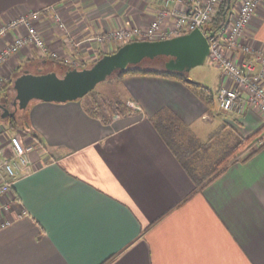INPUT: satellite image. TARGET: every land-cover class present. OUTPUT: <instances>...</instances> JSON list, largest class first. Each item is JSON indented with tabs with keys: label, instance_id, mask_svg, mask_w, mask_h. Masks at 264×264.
<instances>
[{
	"label": "crops",
	"instance_id": "obj_1",
	"mask_svg": "<svg viewBox=\"0 0 264 264\" xmlns=\"http://www.w3.org/2000/svg\"><path fill=\"white\" fill-rule=\"evenodd\" d=\"M163 2L0 0V28L46 8L38 26L50 47L88 66L105 54L92 39L95 34L147 26ZM54 11L68 31L58 28ZM20 33L25 29H8L0 35V47ZM247 36L264 49V3ZM37 58L39 52L27 45L0 64V101L15 97L17 70L32 68ZM118 80L127 109H109L108 120L81 98L36 100L22 123L18 116L0 121L9 133L39 143L29 153V172L14 180L10 210L0 218V264H264V146L195 190L155 125L159 118L177 123L178 139L201 157L240 138L264 137V117L251 108L240 114L211 110L176 79L127 75ZM225 83L220 72L217 94ZM7 143L0 138V147ZM2 220L9 225L2 226Z\"/></svg>",
	"mask_w": 264,
	"mask_h": 264
},
{
	"label": "built area",
	"instance_id": "obj_2",
	"mask_svg": "<svg viewBox=\"0 0 264 264\" xmlns=\"http://www.w3.org/2000/svg\"><path fill=\"white\" fill-rule=\"evenodd\" d=\"M182 4V9H171V4ZM221 0H164L153 21L147 26L132 24L100 33L92 39L101 44L102 51L112 53L122 45L132 41L162 40L187 34L194 29H203L211 22ZM264 0H240L239 7L226 27L213 36L208 34L210 53L208 61L221 72L225 84L217 98L223 111L243 113L251 108L264 117V49L254 47L248 39V27ZM45 9L25 13L0 28V35L8 29H25L24 34L16 35L12 41L0 47V64L19 53L27 45L33 46L41 57H53L70 67L81 68L83 63L72 57H62L52 49L39 30L38 23ZM53 20L62 31H68L60 13L53 12ZM0 138L8 140V145L0 147L4 158L0 161V199L8 197L0 205V218L11 208V189L16 177L31 169L29 153L38 146V140H25L22 133H9L6 126H0ZM264 145V137L251 142L243 154L247 155ZM2 220L1 225H9Z\"/></svg>",
	"mask_w": 264,
	"mask_h": 264
},
{
	"label": "water",
	"instance_id": "obj_3",
	"mask_svg": "<svg viewBox=\"0 0 264 264\" xmlns=\"http://www.w3.org/2000/svg\"><path fill=\"white\" fill-rule=\"evenodd\" d=\"M214 34L212 32L210 36ZM209 53L208 36L197 28L168 39L126 43L88 66L68 67L61 75L57 71L42 72V68L38 73L26 69L14 79V99L0 101V118L15 117L19 109H26L36 100L67 102L81 99L115 72L125 71L146 58L169 57L165 63L167 70L188 73L193 67L203 64ZM188 79L194 81L190 77ZM10 105L15 107L13 111Z\"/></svg>",
	"mask_w": 264,
	"mask_h": 264
},
{
	"label": "trees",
	"instance_id": "obj_4",
	"mask_svg": "<svg viewBox=\"0 0 264 264\" xmlns=\"http://www.w3.org/2000/svg\"><path fill=\"white\" fill-rule=\"evenodd\" d=\"M239 1L240 0H221V3L217 8V12L213 16V19L211 20V22H209L203 27L204 32L206 34H211L212 32L217 33L218 31L226 27V25H228L229 23L230 14L233 11V7L235 6V3ZM168 59L169 57L166 56H159L154 59L146 58L138 64L130 65L127 70L117 71L113 75H116L117 79H121L122 77L127 75H153L176 79L186 84L203 102H205V104L211 110L215 109L216 100L213 93V89L210 86L205 85L201 82L190 81L188 79L189 74L186 72H176L167 70L165 63ZM33 63L35 67L38 68L35 70L36 73L39 72V67L42 68V72L56 71L55 69L43 70V67H46L47 64H52L53 66L57 65L60 68H63V73L67 70L68 67H70L63 61L57 60L53 57L37 58L35 61H33ZM20 71L21 67H19L16 74L20 75ZM88 94L87 95L90 98V100L87 101L89 110L93 114L103 117L105 120L111 118V115L109 114V109H112V112L114 113L115 111L126 112L127 108L124 107V101L118 100L108 103L104 100V98H102V96L96 94L93 91L89 92ZM8 121L11 123L12 126H17V122L14 120V118H10ZM155 125L163 139L166 141L168 146L171 148V150L181 162L187 174L194 181L195 190L201 189L210 182H212L226 169V167L232 161L246 160L257 150L256 149L255 151L248 153L247 155H240L241 153L238 154L239 151L242 150V148L248 146V144L251 142L252 137H247L243 139L240 138L239 140H236L235 143L232 142L231 144L227 145V148L222 152V154H220L212 162L211 165L209 164L210 166H205L206 163L202 161L203 158L199 157L197 152L193 149L194 146L186 145L178 139L180 127L177 123L165 122L161 118H159L155 122Z\"/></svg>",
	"mask_w": 264,
	"mask_h": 264
},
{
	"label": "rangeland",
	"instance_id": "obj_5",
	"mask_svg": "<svg viewBox=\"0 0 264 264\" xmlns=\"http://www.w3.org/2000/svg\"><path fill=\"white\" fill-rule=\"evenodd\" d=\"M240 2V1H239ZM239 7V3L236 2L235 6L233 7V11L230 14V18L232 16L235 15L236 10ZM217 12V11H216ZM230 21V20H229ZM203 30V29H202ZM204 31V30H203ZM100 34V33H98ZM95 34L94 36L98 35ZM206 34V33H205ZM208 36V34H206ZM93 36V37H94ZM94 40V39H93ZM96 41V40H94ZM98 43V41H96ZM92 64V63H91ZM90 65V64H89ZM32 71H35L36 68L35 66H33L32 68H30ZM46 69H55L58 74H63V68H60L59 66H53L52 64L49 65L47 64L46 67H43V70ZM189 77L192 78L194 81L197 82H201L205 85L210 86L211 88H213L214 93H215V100H216V107L219 110V104H218V98H217V93H216V87L218 85V83L220 82V70L211 65L208 61V59H206V61L198 66L193 67L189 72ZM93 92H95L96 94H99L100 96H102V98H104L105 101H107L108 103L110 102H114V101H125V97L123 96V90L121 88V83L120 81L117 79L116 75H112L110 76V78H108L107 80L101 82L100 84H98L95 89L92 90ZM14 93V92H13ZM13 93H11V97H13ZM89 95V94H88ZM84 96V99L86 101L90 100L89 96ZM14 99V98H12ZM12 105H10L11 110L14 109V107H11ZM25 109L24 110H18L17 111V115L18 116V120H25ZM2 119H0L1 121ZM7 121V119H5ZM218 121V120H217ZM20 123H22L19 120ZM9 123V122H8ZM213 125V124H212ZM213 128L215 129V127L213 126ZM250 144V143H249ZM248 144V145H249ZM224 147V146H223ZM247 147V146H246ZM245 147V148H246ZM242 148L241 151H239L238 154L242 155L244 152V149ZM223 152V148H211L209 151H206L204 153H201V157L203 158L204 163H206L205 166H210L212 164V162ZM240 157V156H239ZM237 158V157H236ZM238 159V158H237ZM235 160V159H234ZM210 164V165H209Z\"/></svg>",
	"mask_w": 264,
	"mask_h": 264
},
{
	"label": "flooded vegetation",
	"instance_id": "obj_6",
	"mask_svg": "<svg viewBox=\"0 0 264 264\" xmlns=\"http://www.w3.org/2000/svg\"><path fill=\"white\" fill-rule=\"evenodd\" d=\"M14 109H15V107H14ZM2 113V110L0 109V114Z\"/></svg>",
	"mask_w": 264,
	"mask_h": 264
}]
</instances>
